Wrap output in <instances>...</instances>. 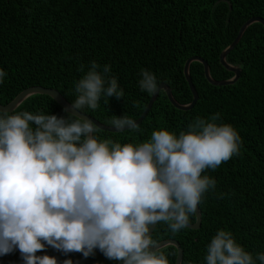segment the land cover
Returning <instances> with one entry per match:
<instances>
[{"label": "trees", "instance_id": "16d2710c", "mask_svg": "<svg viewBox=\"0 0 264 264\" xmlns=\"http://www.w3.org/2000/svg\"><path fill=\"white\" fill-rule=\"evenodd\" d=\"M264 19V0H0V69L7 75L0 84V105L9 104L31 87L56 90L70 105L76 99L75 84L95 61L110 65L108 77H115L123 99L102 95L96 110H81L100 124L127 115L135 121L152 95L141 91L142 70L152 72L158 86L165 84L178 104L187 105L192 94L183 75L191 57H200L215 81H227L233 72L220 64V54L251 18ZM226 63L240 69L231 85L212 86L203 65L193 62L189 73L198 100L189 111L175 109L160 91L140 131L110 133L97 128L98 141L138 146L157 130L177 137L187 131L196 117L206 120L216 113L217 124H230L242 140L239 156L217 169H206L216 187L204 194L198 206L201 226L182 229L175 235L166 222L156 224L152 238L158 243L172 240L183 252L181 264H206L207 245L220 230L232 233L235 241L261 264L264 253V28L252 24ZM83 66V71L81 67ZM67 117L53 99L34 95L14 112ZM5 114V113H3ZM0 113V115H3ZM70 119L75 120L74 116ZM35 128V124L31 125ZM111 147V145H110ZM195 215L190 223L195 222ZM175 264L177 250H160ZM37 256L55 257L57 264H122L97 248L94 254H64L45 245ZM0 264H25L19 250L0 256Z\"/></svg>", "mask_w": 264, "mask_h": 264}, {"label": "clouds", "instance_id": "9594fccd", "mask_svg": "<svg viewBox=\"0 0 264 264\" xmlns=\"http://www.w3.org/2000/svg\"><path fill=\"white\" fill-rule=\"evenodd\" d=\"M100 69L91 62L75 84L67 117L0 115V256L18 249L25 264H57L55 257L36 255L47 245L84 257L98 248L122 264H169L150 226L166 222L173 235L188 227L204 194L216 187L202 173L240 155L241 137L230 124L215 122L219 113L196 117L178 137L157 130L138 146L98 141L94 122L70 117L85 107L96 110L102 95L123 99L117 79L107 75L110 65ZM6 75L0 69V84ZM141 75V91H160L152 72ZM110 123L118 131H140L127 115ZM205 259L255 264L226 230L212 238ZM257 259L264 264V253Z\"/></svg>", "mask_w": 264, "mask_h": 264}, {"label": "water", "instance_id": "95a60500", "mask_svg": "<svg viewBox=\"0 0 264 264\" xmlns=\"http://www.w3.org/2000/svg\"><path fill=\"white\" fill-rule=\"evenodd\" d=\"M255 23L262 25L264 28V19L255 17V18H251V19L247 20L242 25V27L240 28V30H239L236 38L233 40V42L227 48H225L222 51V53L220 54V57H219L220 64L226 70L233 72L234 77L232 79L227 80V81H215V80H213L210 76V73H209V67L204 62V60L200 57H191L186 61L185 65L183 67V75H184V78H185V80L188 84V87L191 91V94H192V101L190 104H187V105L178 104L175 101V99L173 98L171 90L169 89V87L167 85L161 84L158 86V89H160V91H163L166 94L168 101L170 102V104L175 109L180 110V111H189L194 107V105L196 104V102L198 100V94H197V92H196V90L192 84L190 73H189L190 65L193 62H198V63L203 65L205 78L208 81V83L211 84L212 86L220 87V86L231 85V84H234L239 79L240 69L227 64L226 63V57L236 47V45L239 43V41L242 39V36L244 35L245 31L252 24H255ZM160 91H157V93H155L151 96L145 110L143 111L141 116L136 120V122L138 124H140L142 122V120L146 117V115L149 113V111H150L153 103L156 101ZM34 95H46V96L50 97L64 111H65V109L70 108V104L56 90L46 89V88L36 86V87H31V88H28V89L22 91L9 104H7L5 106L0 105V113H2V114L8 113L9 114V113L14 112L26 99H28L29 97L34 96ZM76 115H78V116H74L75 118H83V119L91 120L92 122L95 123L96 128H98L99 130H102V131H107L110 133H121V132H124L127 130L126 129L123 131H118L114 127H108V126L102 125L98 121L93 119L92 117H90L84 113H81V112H76ZM195 217H196L195 222L193 224H189L188 227H186V228L193 229V230H198L200 228V226H201V212L199 210V207H198L197 214H195ZM155 226H150V232H153ZM158 245H159L158 250H160L166 246H174L177 250V257H176L175 264H181L183 252H182L180 245L177 242L172 241V240H166V241L158 243Z\"/></svg>", "mask_w": 264, "mask_h": 264}]
</instances>
